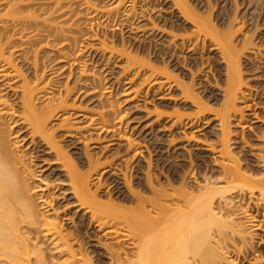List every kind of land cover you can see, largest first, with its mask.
Returning a JSON list of instances; mask_svg holds the SVG:
<instances>
[{
  "label": "bare ground",
  "instance_id": "bare-ground-1",
  "mask_svg": "<svg viewBox=\"0 0 264 264\" xmlns=\"http://www.w3.org/2000/svg\"><path fill=\"white\" fill-rule=\"evenodd\" d=\"M76 1L78 9L70 0H0V264H264V235L254 232L255 229L264 227V130L254 133L258 144L263 143V146L235 147L232 142L238 138L241 140V137L232 134V129L243 117V109H240L239 104L242 105L247 97L245 86L249 83L243 79L242 56L245 51L250 52L251 47L256 49L253 46L255 32L251 36L243 34L238 48L235 34L241 30L236 26L240 31H235V18L226 17L225 23L218 26L212 20L214 4L207 3V16L201 14L204 15L203 18L199 15L197 6L191 7L192 4L190 6L186 0H172L182 19L193 26L195 34L202 33L211 39L225 64L226 80L225 84L221 83L222 86L225 85V89L220 103L218 102L219 108L216 107L218 105L215 106L216 110L211 107L208 109L209 106L205 104L207 97H201L205 88L199 87L200 83L194 81L191 73L181 66L180 51L172 49L171 45L163 47L164 50L158 49L157 40L154 41L157 35H153L151 43L148 42L149 48H144V45L141 50H147L142 56L146 60L141 58V53L135 51L139 47H132L136 52L135 54L133 51V56L132 50L127 51L128 48L124 46L125 42H121V50L117 48L120 54L114 51L115 46L112 45L114 49L109 48L108 51L101 42V46L111 56L115 52V55H120L119 58H124V71L130 69V63L131 69L135 63L140 65L139 69L142 65L147 69L148 75L144 73L142 81L146 87L145 92L150 94L153 108L158 111L150 112L157 113L153 117L156 125L164 127L166 118H170L172 112L176 113L173 109L170 114L166 110L161 114L157 109L168 106L169 102L175 107H196L195 115H189L190 118L183 123L186 128L179 126L183 131L199 127V118L205 112H212L213 118L217 120L216 144L206 147L205 152L210 153L208 156L198 150L171 149L172 154L169 150L168 160L187 156L189 167H185L184 162L175 160L174 165L169 164L167 167L170 172L163 179L156 175L158 172L151 173L148 169L146 173H141L142 177L131 179V175L123 173L120 166L118 176L115 177L121 178L124 191L117 189L119 182L115 181L113 187L105 191L101 183L103 170H99V162L105 154L101 153L100 148L89 150L87 133L80 131L81 126L77 124L80 121L72 119V116L89 120L85 127H90L91 131L114 135L116 127L122 124L123 114L121 117L116 115L117 112L120 114L122 103L118 104L115 99H98V90L104 87L99 78L93 72L91 74L92 70H88L86 64L80 63L79 73L73 75L76 84L72 81V86L70 82L62 83L55 79L59 72L54 62L60 63L61 69L64 64L70 67L68 77L72 73L71 67L79 65L83 47L78 48V37L74 35L78 34L77 30H81V24H84L82 12L88 13V10L93 9L94 13L103 12L99 8H93L94 5L88 0ZM120 1L123 4L122 0L115 1L113 9L107 5L108 9L114 11ZM235 5L233 7L237 8V4ZM90 15L85 17L89 20L94 16ZM234 21L237 22V19ZM150 24L154 34L160 32L161 35H170L167 34L169 28L165 31L161 29V25L159 29L156 22L152 21ZM174 37L173 35L172 38ZM202 44L204 45V40ZM109 58L112 60L110 56ZM109 58L106 57V62H109ZM196 58H189L188 66L191 70L198 65ZM141 59L144 60L143 63ZM173 61L176 65L172 64ZM139 69L135 72L138 76ZM79 82L82 83L79 85ZM86 85L90 87L87 88ZM176 93L178 94L175 95ZM78 95L81 98L88 96L87 101L98 99H95V103L100 110L92 112L81 108L83 101L80 98L81 107H76L75 99ZM172 96L179 97L180 103ZM178 115L176 116L179 118L174 123L182 124L181 116ZM232 118H237L234 126L231 125ZM118 129L120 132V128ZM183 131L181 134L186 136ZM79 134L85 136L77 137ZM250 136L252 135L248 138ZM76 141L80 147L75 145V149L80 153L75 154L71 153L70 147ZM22 142L26 147L30 146L27 153L46 160L48 164L44 166L55 171L37 178L32 170L34 167L30 166L26 158L28 154L20 151ZM151 151L148 155L153 153ZM114 152L117 154V151ZM159 162L155 161V170ZM34 176L40 181H36ZM109 180L112 179H106L105 182ZM52 184L53 189L50 187ZM56 188L59 192L57 195L64 197V200L61 199L64 201L61 206L55 201L54 195L51 196V191ZM68 204H71L70 209L64 213L62 207ZM72 209L76 216L69 218L73 217L72 222L74 218L75 220L72 227L67 228L62 220ZM257 215L261 216L259 221H256Z\"/></svg>",
  "mask_w": 264,
  "mask_h": 264
},
{
  "label": "rangeland",
  "instance_id": "rangeland-1",
  "mask_svg": "<svg viewBox=\"0 0 264 264\" xmlns=\"http://www.w3.org/2000/svg\"><path fill=\"white\" fill-rule=\"evenodd\" d=\"M70 1L72 3L74 2L73 3L74 5L76 4L75 5L76 8L78 7V2L76 0H70ZM88 1H89V3H91V5H94L93 8H97V9L99 8L98 10L101 9L103 12L100 13V11H97V13H94L93 8H92L93 10L91 9L92 11L88 10L89 14L87 12L84 13V11L82 12L83 15L81 14V16H83V18H84V20L82 21V22H84V24L81 22L83 24V25L81 24V27H80L81 30H77L78 32H76V33H78V34L74 35V36L78 37V42H79L78 48L83 47L82 48L83 53L79 56L80 57L79 62H78L79 65H73L71 67V69H72L71 70L72 73L70 75L71 77L70 76L68 77L70 67H68L64 64L65 66L62 65L63 69H61V67H60L61 64L54 62L56 68L58 67L57 68L58 72L60 73V74L57 73L58 76H56L57 78L55 77V79H56V81H60L62 83H65V81L67 83L70 82V86H72V81L74 82V78H75L74 76H76L80 71L79 67L82 64H86V66L88 67V70L89 69H90V71L92 70L91 74L93 72L95 74L96 78L97 79L99 78V80L101 81L100 84L104 87L103 88L101 85H100V87H102L103 89H101V88L99 89V87H98V89L100 90V91L98 90V93H97L98 99L101 98L102 101L115 99L116 101L115 100L114 101L117 102L118 104L122 103V104H120L121 105V107H120L121 110L119 112L120 114H118V112L116 114L117 117H121L123 114V116H122L123 117V120H122L123 125L120 124L118 127V128H120V132H119V129L116 127L117 131L115 133L118 135H116L115 133H114V135H112V133H110L108 135L106 133H97V131H94V130L91 131L90 127H88V126L85 127L86 126L85 124H87L88 123L87 121H89V120L86 121V120H84L78 116H77L78 118L75 116H72V119H74V120L77 119L76 121H78V120L80 121L77 123V124H80L79 126H81L80 131H84L85 133H87L86 135H87L88 139H86V142L88 144L89 150L91 149V151H92L95 148H100L101 153L105 154L102 157L101 162H99V165L101 164V169H99V170H103L101 172L102 173L101 177H103L101 180L102 188L105 189V191H108L109 189H111L113 187V184L115 181V183L119 182L117 189H119V190L121 189L124 191V187L122 186V180H120L121 178L119 177L120 179H116V177H115V176H118V173H119L118 170H119L120 166H121L120 169L123 170L122 171L123 173L126 172V173H128L127 174L128 176L131 175V179H136V178H138V176L140 177L142 175L141 173H143V171H144V173L147 172V169L149 171H151V173H155V171H156V173L158 172L156 175L160 176V178L163 179V177L167 174V172H168V174L170 172V170L169 171L167 170V167L169 166V164L174 165V162H176V161L177 162L178 161L184 162L185 167H189V162H188L189 160H188L187 156H184L185 159L183 157H179V158L177 157L175 159L176 161L173 159L168 160V158H167L168 153H169V150H171V149L172 150L175 149L176 151H179V150H187V151L198 150V151L203 152L204 153L203 155L207 154L206 156H208L210 153L208 154V152H205L206 147H208L210 144L211 145L216 144L215 143L216 142L215 136H217L216 135V132H217L216 128L217 127L215 125V124H217V120L215 118H213L214 117L213 113L211 112L212 115L210 113L207 114V112L203 113V115L200 116V118H199V123H198L199 127H195L192 129L188 128L185 131H183V129L186 128V126L183 123L185 121H187L190 118V116L193 117V115H195V113L197 112L196 107L194 108V106H192V105H187L189 107H187V106L178 107L179 105H177L175 107L171 102H169V104H167L168 106L160 107L161 109L160 108H157V109H159L160 112H162V111L165 112V110H166V112L168 114H170L172 111H174L173 109H175L176 113L172 112L171 117L166 118L167 120H165L166 122L164 124V127H163V125H160L161 126V128H160V126L156 125L155 121H153V120H155L153 117H155V115L157 114L156 112H158V111L155 108H153V104L151 103L152 99L150 98V94L148 92H145L146 87L143 86L145 84H143L142 80L144 78V73L145 74L148 73L146 71L147 69L145 67H142L143 65L141 66V68H143V69H141V68L139 69L138 66L140 67V65H137L136 63L134 65V67H132V69H131L130 64H132V63H130L128 65V67L130 69H128V68L127 69L130 70L131 72L128 70H127L128 72L124 71L126 69L125 68L126 66L124 63L125 62L124 58H121V57L119 58L120 55L118 56L117 53L115 55V52L113 53V55H115V56H113V55L111 56L110 52H108V51H109V48H111L110 50H112V49H114L113 46H115L116 49L114 51L119 53L118 49L121 48V45H122L121 42H125V43H123L124 46L126 45V47L128 48L127 51L132 50V52H131L132 55H133V51H134L132 49V47L134 49H136V47H139L140 49L137 48L135 51L136 52L138 51L139 54L141 53L142 54L141 58H142V56L144 54H146L143 52L147 51V50L141 51V50H143L144 45H145L144 48H146L149 45V43H151V41L153 39V35H155V36L157 35L155 37L154 41L157 40L158 49L164 50L165 48H163V47H168L171 45L172 49H174V50L176 49V50L180 51L179 59L181 62V66L183 68H185V70H188L191 73L194 81L200 83V85H198L199 87L201 86V88L202 87L205 88V90L203 91L204 94L201 93L202 94L201 97L205 96L203 98H206V97L208 98L209 101H207V98L205 101V104L207 103V105L209 106L208 109L211 107V109L216 110L217 108H219V103L222 99L221 95H222L223 89H225V85H224L225 83L224 82H225L226 78H225L224 74H225L226 68H225V64L222 62L223 60L221 59V56H219L220 55L219 50L215 48V44L213 46V42L210 41L211 39L208 37L206 38L204 34L199 33L200 34L199 35L197 33L196 34L194 33L193 26H191V24L187 23L184 19H182V17L179 15L180 13H178L179 10L178 11L176 10V7L172 3V0H137V1H135V0H122L123 4H121V1H120V4L122 6L119 4V6L116 7L117 9L119 7V9L117 10L116 8H114L115 9L114 11H112L111 9H108L107 5H109V8L111 7L113 9L114 6L112 7V5L115 3V1L119 2V0H114V1H112V0H88ZM131 1L134 3L132 4ZM186 1L188 2V4L190 6L192 4L191 7L197 6V8H199V13H200L199 15L200 16H201V14H204L205 16H207L206 15L208 12L207 3H210V5L214 4L212 6L213 7V9H212V11H213L212 20L214 22H216L218 26L221 24L223 25L225 23L224 21H226L228 19V17L232 18V19L235 18L234 20L237 19V22L233 20V25L235 27L239 26L241 31L237 30L238 29L237 27L235 28V31L236 30L240 31L239 33L235 34L236 35L235 39H237L236 45H237V43L239 45V41L244 36L243 34L251 36L255 32L254 37H253V44H254L253 46H256V49H254L255 47H253V48L251 47V49H249L250 52H247L248 51L247 50V51H245V53L242 56L243 65L247 62L244 66L243 65L241 66V68H243V70H244L242 73L243 79H244V82L249 83L248 85L246 84L247 86H245L247 88V90L245 92L247 94V97H246V99L242 105L239 104V106H241L240 109H243V113H242L243 117H242V120L240 123L237 122L238 116L236 119L235 118H232L233 120L230 119V121H231L232 126H234V124L237 122L236 123L237 125L235 124L234 129H232V134L234 136L236 135L237 137H241V140L238 138L239 140L237 139V141L236 140L232 141V142H234L235 147H256L257 148V147L263 146L262 145L263 143L258 144L259 142H258V140H256L254 133L256 134L258 131L262 132L264 130V104H263L264 103V88H263V86H264V71H263V69H264V48H263L264 47V0H255L256 2L254 0H213V1L212 0L211 1L210 0H202V1L201 0H186ZM118 2H116V3L118 4ZM235 4H237V8L233 7V5L236 6ZM74 5H73V7H74ZM171 5H174V7ZM259 7L260 8L262 7V8L260 9ZM225 8H226V10H225ZM97 9H95V11ZM103 9H106V10L104 11ZM231 9H233V11ZM116 10H117V12H116ZM261 10H262V12H261ZM234 11H236V12H234ZM244 11L246 14L244 13ZM172 12H174V13L172 14ZM225 12H227V13L225 14ZM90 14H93L94 16H93V18L88 20L87 18L89 17L88 15H90ZM95 14L97 17L95 16ZM230 14H232V15L229 16ZM242 14H243V16H241ZM204 15H202L201 17L205 18ZM234 15L236 17H234ZM85 16H88V17H85ZM104 17H105V19H104ZM226 17H227V19H226ZM107 19L109 22H107ZM152 21L159 24L158 25L159 27L157 26L159 29L161 27H163L161 29H165V31H167V29L169 28L170 31L168 29L167 34H170L171 36L170 35H163V34L161 35V34H159L160 32H155V34H154L152 24H150ZM238 21H240V22L238 23ZM234 22H236V24ZM241 22H243V23H241ZM255 24H256V26H255ZM160 25H161V27H160ZM257 25L259 26V28H256V27H258ZM164 26L166 28H164ZM253 28L255 30L256 29H258V30L255 31V30H253ZM248 29H250V30H248ZM251 29H252V31H251ZM174 31L177 33H175ZM190 31H192V34H194L196 37L194 35H192ZM246 32H248V33H246ZM85 35L87 37H85ZM173 35L175 36L174 38H172ZM79 36H80V38H79ZM121 36H122V39H121ZM199 36L202 39H200ZM203 37H205L206 39ZM100 38H101V40H99ZM104 38L106 41L104 40ZM195 38H197V39H195ZM254 38H255V40H254ZM256 39H257V41H256ZM109 40L111 42L113 40L114 42H112V43H114V44L110 43ZM203 40H204V45L202 44ZM101 42L104 43L105 46H103V47L108 50L107 52L101 46ZM106 42L109 44H107ZM254 42H256V43H254ZM165 43H167V44H165ZM259 47L260 48L262 47L261 48L262 50H260ZM99 48H101V50ZM148 48H149V46H148ZM238 48H240V45L238 46ZM257 48L261 51L260 53H258L259 50ZM158 49H156V50H158ZM102 50H104V51H102ZM93 51H95V52L93 53ZM135 51H134V53L136 54ZM252 51H254V52H252ZM157 53L159 54L158 51H157ZM108 54H110L109 56L112 58V60L109 58ZM215 54H216V57H215ZM106 57H108L110 59V60H108L109 62H106L107 61ZM137 57H139L138 59H140L139 55ZM193 57H195V58L197 57L196 59H198V65L199 66L198 65L196 66L198 69L195 67V68H192V70H191L190 67L188 66V64L190 62L189 58H193ZM144 58H145V56H144ZM144 58H142V59H144ZM142 59L140 61L143 63V61L146 59H144L143 61H142ZM216 59H218V60H216ZM80 63H82V64L80 65ZM133 64H134V62H133ZM172 64L176 65V62L174 63V61H173ZM122 65H124V67ZM136 65H137V67H135ZM123 68H125V69L123 70ZM136 68L140 70L139 71L140 74L137 73V74H139L140 77L138 75H136V73H135L137 70ZM60 70H62V71H60ZM218 72H219V74H218ZM262 72H263V74H262ZM141 73L143 76L141 75ZM147 75H145V78ZM213 76H215V77H213ZM248 76H249V78H248ZM213 78H215V79H213ZM188 80H190V78ZM213 80H214V82H213ZM74 83L76 84V82H74ZM80 83H82V82H79V85H80ZM141 83H142V85H140ZM219 83L220 84L224 83V84L222 86V84L219 85ZM85 84L86 83H84V85L83 84H81V85L85 86ZM89 84L90 83H88V85ZM88 85H86V87ZM139 85H140V87L141 86L142 87L140 88ZM221 86H222V88H221ZM88 87H90V86H88ZM137 89L139 91V94H138V91H136ZM261 89H263V90L261 91ZM105 90H107V91L111 90V91L106 92ZM101 91H103V92H101ZM101 93H104V95H102ZM107 93H110V94H107ZM127 93H129V94H127ZM211 93H213V94H211ZM177 94L178 93H176L175 95H177ZM107 96H110V97H107ZM79 98H80V100L83 101L82 107L80 105ZM87 98H88V96L87 97L83 96L81 98L78 95L77 98L75 99L76 107H81L83 109L90 110V111L92 110V112H96L97 110L99 111L100 109H98V107L95 103L96 100H98V99L95 98L96 100L91 99V100L87 101L88 100ZM172 98L174 100H177L178 103H180L179 97L172 96ZM262 99H263V101H262ZM208 102L210 105L208 104ZM170 103L172 105H170ZM211 104H212V106L214 104V106H213L214 108H212ZM216 105H218V106H216ZM93 106L96 108H94ZM171 106H173L175 108H172ZM88 107H91V109ZM246 108H248V111H246ZM93 110H95V111H93ZM168 110H169V112H168ZM178 110L181 111L182 113L179 112ZM183 110L184 111L186 110V112H184ZM153 111H156V112H154L156 114L150 113ZM188 111H190V112H188ZM164 112H162L161 114H163ZM177 112L179 113V115ZM185 113H186V115H184ZM173 114L181 116L180 121L182 122V124L180 122H178L179 125L177 123H174V121H177V118H179V117H177L175 115L176 116V118H175V116ZM262 114H263V118H262ZM165 115H167V114H165ZM73 117H75V118H73ZM164 117H166V116H164ZM211 117H212V120H210ZM113 122H111V123H113ZM173 123L175 124V126ZM82 125H83V127H82ZM179 126H181L183 129H181ZM232 126H231V128H232ZM258 126L261 129L258 128ZM262 126H263V128H262ZM86 128H89V129H86ZM241 128H243V130ZM255 129H256V131H255ZM151 130L154 131V134L152 133L153 131H151ZM182 131L185 133L186 136L181 134ZM177 133H180V135ZM119 134L122 135V137L124 138L123 139L124 141L122 140V137H120L121 135L119 136ZM190 134H192V135H190ZM158 135H160V136H158ZM249 135H252L253 138H252V136H250V138H248ZM16 136L18 138V135H16ZM78 136H85V135L79 134V135H77V137ZM114 136H116V137L114 138ZM117 137H119V138H117ZM125 139H127V141ZM128 141L130 143H128ZM77 143H78L77 141L74 142V146L72 145L70 147L72 149L71 153L72 152H74L75 154L80 153L78 150L75 149L76 148L75 145H77ZM156 143H157V145H156ZM22 144H23V142H22ZM197 145H200V146H197ZM77 146H79V145H77ZM204 146H205V149H204ZM29 147L30 146L26 147V145H24V144L20 145V148H21L20 151H23L24 153L28 154L26 156V158L28 159L30 166L34 167L32 170H33V173H35L34 175L37 178L43 177L44 176L43 174H45L47 172H48L47 174H50L51 172L55 171V169L53 171H51L48 168L49 166H44V164L47 163L46 160H41L42 158L39 159L37 157L35 158V155H33L32 153H27V152H29L28 150H30ZM129 147H130V149H129ZM200 147H203V148H200ZM128 149H129V152H128ZM149 150L150 151L152 150L151 152H153V153L148 155V153H150ZM172 150L170 151L171 154H172ZM114 151H117V154ZM120 151H121V153H120ZM125 152H128V153H125ZM114 153H115V155H114ZM133 155H134V157L132 158L131 156H133ZM148 156L150 157V159ZM151 157H153V158H151ZM121 158H123V159L121 160ZM150 160H151V162H150ZM157 160L160 162L158 164L157 170H155L154 166H156L155 161H157ZM39 161H43V162L39 163V165L36 164ZM40 169H41V171H40ZM125 169H126V171H125ZM168 169H170V168H168ZM36 177H35L36 181H40V179H37ZM109 178L112 179L113 181L109 180V181L105 182V180L106 179L108 180ZM110 181L113 183L111 184ZM50 187L53 189L54 185L52 184V186H50ZM117 189H116V191H117ZM116 191L114 190V192H116ZM51 192H50L52 194L51 196L54 195L55 201H58L59 205L60 204L63 205L64 201L62 202L61 199L64 200V197L62 198V195L61 196L57 195L59 193L58 188L54 189ZM111 192L113 193V191H111ZM70 206H71V204L64 206V208L62 207L63 211H65L64 213L69 211ZM59 212H60V214L62 213L61 211H59ZM72 212H74L73 209H72L71 213L68 212L69 214H66V217H64L65 219L63 218V220H62V222H63L62 224L67 228L72 227V225H73L72 223L75 220V218H74V220L72 222L73 217L76 216V214L74 215ZM70 216H73V217H71L72 219L69 218ZM257 217L258 218L256 221H259L261 219V216L257 215ZM255 230L256 231H254V232L257 235H260V234H261V236L264 235V227L262 229H255ZM56 263L54 262L53 264H56Z\"/></svg>",
  "mask_w": 264,
  "mask_h": 264
}]
</instances>
